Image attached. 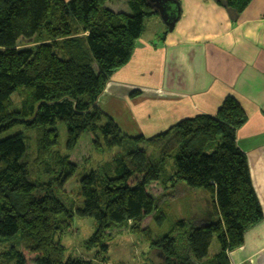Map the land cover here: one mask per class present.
Listing matches in <instances>:
<instances>
[{"label": "trees", "instance_id": "trees-1", "mask_svg": "<svg viewBox=\"0 0 264 264\" xmlns=\"http://www.w3.org/2000/svg\"><path fill=\"white\" fill-rule=\"evenodd\" d=\"M123 1L126 7L116 9L114 0H0V134L24 125L0 139V237L15 239L0 257L16 264H93L66 258L60 240L80 215L97 224L88 247L107 249L112 231L130 228L162 254L157 264H231L229 253L264 218L247 154L237 142L247 113L229 95L214 115L186 117L151 136L127 134L98 100L158 12L149 0ZM217 1L239 14L252 0ZM58 121L67 126L65 153L56 150ZM30 130L36 131L32 154ZM86 133L94 148L124 152L80 177L83 207L77 208L66 186L79 166L71 153ZM146 146L158 150V160ZM173 154L175 167L163 172L161 162ZM179 183L207 190L218 217L200 224L181 219L169 234L154 236L145 220L156 218L161 197ZM151 187L161 191L154 194ZM215 235L220 250L209 256Z\"/></svg>", "mask_w": 264, "mask_h": 264}, {"label": "crops", "instance_id": "crops-1", "mask_svg": "<svg viewBox=\"0 0 264 264\" xmlns=\"http://www.w3.org/2000/svg\"><path fill=\"white\" fill-rule=\"evenodd\" d=\"M180 3L171 31L160 16L147 19L131 60L111 77L98 105L127 134L151 136L183 118L214 115L234 95L248 117L237 142L264 213V0H252L236 20L217 0ZM229 257L231 264H264V218Z\"/></svg>", "mask_w": 264, "mask_h": 264}, {"label": "rangeland", "instance_id": "rangeland-1", "mask_svg": "<svg viewBox=\"0 0 264 264\" xmlns=\"http://www.w3.org/2000/svg\"><path fill=\"white\" fill-rule=\"evenodd\" d=\"M111 3H113L112 6L116 7V9L126 7L123 0H114ZM151 18H155V16ZM161 22H163L162 18ZM153 24L152 22L147 25L148 33L154 29ZM27 44H30V46L34 45L33 43L31 44V41H27ZM14 101L19 106L17 95H14ZM56 127L59 129V143L56 150L65 153L67 151V126L65 123L58 121ZM21 130H24L23 124L13 125L0 134V139ZM29 133L32 140L30 147L32 154V152L36 151V131L30 130ZM91 140L92 136L90 134H84L77 149L71 153L72 160L76 161L79 166L75 175L67 183L66 190L68 191L69 202H73L77 208L83 207V200L81 197L79 199L78 193L80 190V177L100 163L106 162L113 156L124 152L123 147L98 150L92 146ZM218 143H220V137L206 146V152H212ZM146 149L151 154L153 160L159 159L160 153L158 150H155L151 146H146ZM33 160L37 166V160L34 157ZM174 163L175 155L173 154L166 161L161 162V170L167 173L172 172L175 167ZM150 191L157 194L161 189L151 187ZM159 208L156 218L149 217L145 220V226L148 225L153 235L158 237L169 234L178 220L186 219L193 224H200L211 220L214 221L218 217L213 212L211 194L203 188H192L186 185V183H179L173 189H169L161 197ZM96 225L93 217L80 215L73 217L71 226L60 237L62 244L66 247V258L81 257L86 260H92L93 264H157L158 261L162 260V254L150 246V243L144 239V234L133 233L130 228L112 231L113 236L105 241L108 245L107 249H103L102 246L88 247L87 241L95 232ZM13 241H15L13 237H0V251L5 252L12 245ZM219 250L220 244L215 235L209 249V256H214ZM5 260L9 264H16L14 258L1 255L0 263L7 264Z\"/></svg>", "mask_w": 264, "mask_h": 264}, {"label": "water", "instance_id": "water-1", "mask_svg": "<svg viewBox=\"0 0 264 264\" xmlns=\"http://www.w3.org/2000/svg\"><path fill=\"white\" fill-rule=\"evenodd\" d=\"M149 2L168 26L169 30H173L181 15L180 0H149ZM223 5H226L225 1H223ZM228 11L231 18L234 20L238 18L239 14L235 9L228 8Z\"/></svg>", "mask_w": 264, "mask_h": 264}]
</instances>
